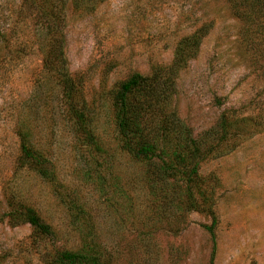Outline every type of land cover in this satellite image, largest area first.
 Returning a JSON list of instances; mask_svg holds the SVG:
<instances>
[{
  "label": "rangeland",
  "instance_id": "obj_1",
  "mask_svg": "<svg viewBox=\"0 0 264 264\" xmlns=\"http://www.w3.org/2000/svg\"><path fill=\"white\" fill-rule=\"evenodd\" d=\"M62 20L63 69L98 148L81 143L58 77L43 66L40 0H0V264H47L89 244L103 264H264V68L226 0H102L91 11L66 0ZM200 25L207 32L192 43ZM183 42L196 52L173 69ZM134 72L173 81L168 102L147 111L173 126L164 145L186 134L200 146L188 189L121 148L112 98ZM222 113L232 115L226 133L210 132ZM20 135L51 176L20 162ZM12 203L33 208L50 232L9 219Z\"/></svg>",
  "mask_w": 264,
  "mask_h": 264
},
{
  "label": "trees",
  "instance_id": "obj_2",
  "mask_svg": "<svg viewBox=\"0 0 264 264\" xmlns=\"http://www.w3.org/2000/svg\"><path fill=\"white\" fill-rule=\"evenodd\" d=\"M66 0H40V9L45 19L44 32L48 55H43V66L49 68L51 73L58 77L61 94L66 101L67 111L73 123V130L81 143L91 148H98L90 119L84 109L83 101L79 104L77 87L71 77L63 69L62 59V7ZM73 5L91 11L95 4L102 0H70ZM229 12L241 21L240 37L251 55L254 65L264 68V0H226ZM243 23V26H242ZM208 28L200 25L196 27L188 39L198 44ZM185 43H181L175 50L171 68H181L188 58L196 52L190 49L187 53ZM156 79L154 75H142L134 72L122 80L113 95L114 122L121 148L132 158L145 161L155 168L151 171L156 179L166 183L169 177L178 176L185 183L187 189L196 179L198 163L201 159L200 146L189 135H183L173 145L162 143L161 136L174 133L171 123L162 118L151 117L147 109L153 105L162 107V102L169 100V92L165 86H172V79L167 83ZM157 93L162 101H156ZM153 120H156L153 123ZM232 115L222 113L210 130L212 133H226L231 124ZM171 126V127H170ZM233 143L229 150L233 148ZM19 159L23 164L35 168L43 177L51 176L49 161L38 151L30 147L24 137L19 139ZM154 182V180H152ZM191 196V194H189ZM9 219L24 221L39 233L47 234L50 226L44 223L31 207L17 203L9 205ZM214 215L211 214V223L205 225L213 238ZM105 263L100 250L94 244L82 246L81 250H57L47 264H103Z\"/></svg>",
  "mask_w": 264,
  "mask_h": 264
}]
</instances>
